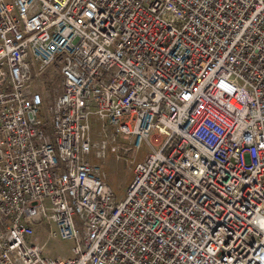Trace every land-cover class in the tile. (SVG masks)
Segmentation results:
<instances>
[{
  "label": "built area",
  "instance_id": "2783aa9c",
  "mask_svg": "<svg viewBox=\"0 0 264 264\" xmlns=\"http://www.w3.org/2000/svg\"><path fill=\"white\" fill-rule=\"evenodd\" d=\"M0 264H264V0H0Z\"/></svg>",
  "mask_w": 264,
  "mask_h": 264
},
{
  "label": "rangeland",
  "instance_id": "374dc122",
  "mask_svg": "<svg viewBox=\"0 0 264 264\" xmlns=\"http://www.w3.org/2000/svg\"><path fill=\"white\" fill-rule=\"evenodd\" d=\"M48 103V101H47ZM91 138L98 142L100 138L98 124L93 120ZM148 152L147 145L143 144L136 151L112 150L108 148L101 159L91 155L89 161L97 166L99 176L110 186L115 198L122 200L125 197L127 187L132 177L133 169L137 162L141 161ZM45 235L40 234V241H44ZM71 241L49 240L44 249V255L51 258H67L71 254Z\"/></svg>",
  "mask_w": 264,
  "mask_h": 264
}]
</instances>
